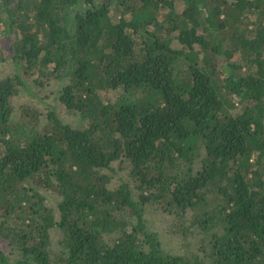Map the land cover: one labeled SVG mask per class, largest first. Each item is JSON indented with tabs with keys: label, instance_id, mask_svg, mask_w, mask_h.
Instances as JSON below:
<instances>
[{
	"label": "trees",
	"instance_id": "16d2710c",
	"mask_svg": "<svg viewBox=\"0 0 264 264\" xmlns=\"http://www.w3.org/2000/svg\"><path fill=\"white\" fill-rule=\"evenodd\" d=\"M0 264H264V0H0Z\"/></svg>",
	"mask_w": 264,
	"mask_h": 264
},
{
	"label": "rangeland",
	"instance_id": "374dc122",
	"mask_svg": "<svg viewBox=\"0 0 264 264\" xmlns=\"http://www.w3.org/2000/svg\"><path fill=\"white\" fill-rule=\"evenodd\" d=\"M24 101H29L27 98ZM34 104H38L35 102ZM148 218L150 222V231L156 232L161 235L163 242H165L164 247L169 249L168 251L172 253H179L182 252L180 249V241H177L169 235V221L170 217H167L164 214L158 213V211L150 210L148 213Z\"/></svg>",
	"mask_w": 264,
	"mask_h": 264
}]
</instances>
